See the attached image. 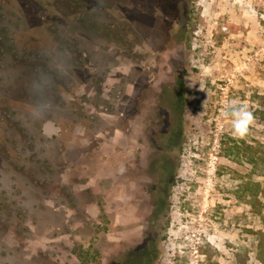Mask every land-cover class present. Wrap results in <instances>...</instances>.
<instances>
[{
    "label": "rangeland",
    "instance_id": "obj_1",
    "mask_svg": "<svg viewBox=\"0 0 264 264\" xmlns=\"http://www.w3.org/2000/svg\"><path fill=\"white\" fill-rule=\"evenodd\" d=\"M40 1L0 0V264H83L79 247L100 264H263L264 0H50L39 16ZM229 101L254 118L242 138ZM157 114L165 138L146 142ZM232 140L260 169L223 154ZM149 143L156 182L125 166Z\"/></svg>",
    "mask_w": 264,
    "mask_h": 264
},
{
    "label": "trees",
    "instance_id": "obj_2",
    "mask_svg": "<svg viewBox=\"0 0 264 264\" xmlns=\"http://www.w3.org/2000/svg\"><path fill=\"white\" fill-rule=\"evenodd\" d=\"M74 0H66V4H74ZM40 10H38L39 16H44V14L53 15L52 12V4L50 0H41L40 1ZM74 6V5H73ZM49 10V11H48ZM262 118H264V112H262ZM248 149V150H247ZM241 153L245 154L246 160L251 164L253 172L255 173L256 170L260 169V156L258 155L256 150H252V146L246 145L245 148L238 145L236 141L228 143L223 148V154L226 156H239ZM242 188L249 190V195L253 198L251 201V206L255 208V211L260 213L261 203L258 201V192L260 191L259 181L257 180H248L242 184ZM256 202V203H255ZM257 234V258L264 264V230L255 231ZM79 258L83 261V264H100L101 256L98 250H93L89 253L87 250H82L80 247L79 249L76 248L74 251Z\"/></svg>",
    "mask_w": 264,
    "mask_h": 264
},
{
    "label": "flooded vegetation",
    "instance_id": "obj_3",
    "mask_svg": "<svg viewBox=\"0 0 264 264\" xmlns=\"http://www.w3.org/2000/svg\"><path fill=\"white\" fill-rule=\"evenodd\" d=\"M134 112H131L130 114L132 115ZM128 116V115H127ZM158 114L155 116L154 120H149V115H147V122L149 121L148 125L145 126L144 128V132H145V136L144 139L142 140H149L151 142H156L158 143L159 141H162V138H165V136H163V131L160 133L161 129H159V127H156L158 125V122H156V118H158ZM128 118H130V116H128ZM110 126H108V137L109 139L114 137L115 135V132L117 130L119 131H125L124 134H128L127 131H128V127L127 125L126 126H123L125 124H120L117 126V124H113V123H109ZM150 129H156V131L154 132V134H150L149 131ZM173 132V130H171V133ZM142 133H143V130H142ZM167 141H169V139H167ZM160 143V142H159ZM150 144V143H149ZM155 144H150L151 146V152L147 155V158L146 159H143V157H136L134 156V160H127L125 162V166L127 168V172L129 174V176L131 177H135V172L139 173V172H145L146 174L149 175V173L146 171L145 167L149 166V165H155L156 169L158 170V168L160 167V163H162V160L160 159L161 155H164L165 153H160L159 152V147ZM168 145H166L167 147ZM120 148H123L122 146ZM167 149H169V146L167 147ZM139 156H142V155H139ZM156 159L155 161H153V159ZM141 160V161H140ZM140 170V171H139ZM149 178L151 180V177L149 175ZM134 179V178H132ZM151 182H156V181H152Z\"/></svg>",
    "mask_w": 264,
    "mask_h": 264
},
{
    "label": "clouds",
    "instance_id": "obj_4",
    "mask_svg": "<svg viewBox=\"0 0 264 264\" xmlns=\"http://www.w3.org/2000/svg\"><path fill=\"white\" fill-rule=\"evenodd\" d=\"M194 84V82H191L189 87H192ZM222 116L231 120L233 134L241 138L247 133L248 125L254 119L252 113L244 105L237 104L234 101H229L224 106Z\"/></svg>",
    "mask_w": 264,
    "mask_h": 264
}]
</instances>
